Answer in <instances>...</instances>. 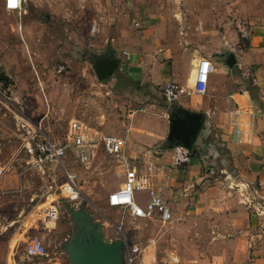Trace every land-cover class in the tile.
Here are the masks:
<instances>
[{
	"label": "rangeland",
	"instance_id": "rangeland-1",
	"mask_svg": "<svg viewBox=\"0 0 264 264\" xmlns=\"http://www.w3.org/2000/svg\"><path fill=\"white\" fill-rule=\"evenodd\" d=\"M212 2L219 13L213 25L217 32L227 30L235 58L243 57L249 47H264V41L258 45L241 41L238 33L242 22L250 24L254 35L264 32V0ZM129 7V0H23L21 9L11 12L0 0V73L8 75L0 80V162L4 165L0 178V264H34L24 256L23 246L30 234L43 236L51 249H61L57 255L62 264H70L65 247L79 230L69 207L85 210L106 242L118 239L116 224L120 221L128 240L145 244L147 238H154V244L144 252L146 264H208L207 260L193 259V253L208 244L183 243L192 229L177 228L176 217L166 223L139 220L125 208L108 204L109 191L124 180L121 157L129 159L128 142L120 158L98 148L90 167L67 152L62 162L77 174L81 190L76 204L60 195L59 184L65 179L61 164L38 165L23 142L27 130L36 125L41 134L62 139L72 120L85 126L87 134L91 131L88 128L98 125L104 128L99 129L103 133L118 134L114 129L124 118L119 113L140 109L128 104L131 89L118 69L123 51L128 52L121 48L127 36L124 30L143 28L134 27ZM175 20L178 32L182 24ZM263 52L250 53L247 78L260 65L257 60L264 57ZM114 58L118 65L107 73L102 63ZM146 199L145 192L137 194L140 204ZM259 201L255 202L258 211L252 206L250 210L256 216V229L264 233V196ZM50 204L57 207L58 219L47 230L40 217Z\"/></svg>",
	"mask_w": 264,
	"mask_h": 264
},
{
	"label": "crops",
	"instance_id": "crops-1",
	"mask_svg": "<svg viewBox=\"0 0 264 264\" xmlns=\"http://www.w3.org/2000/svg\"><path fill=\"white\" fill-rule=\"evenodd\" d=\"M129 4L132 23L138 21L143 28L124 30L127 36L121 48L128 50L129 59L117 65L131 89L128 104L140 109L119 113L124 118L114 131L128 142L130 164L150 178L171 207L177 228L192 229L182 242L208 244L197 249L193 259L208 264H264V233L256 229V216L243 197L246 186L264 172V57L257 60L260 65L253 76L246 77L250 53L264 47H249L243 57L235 58L227 30L217 32L213 25L219 13L212 0H129ZM175 19L182 24L178 32ZM240 40L258 45L264 32L252 31L248 39ZM204 56L215 69L200 94L193 82ZM236 66L244 71L238 72ZM168 80L182 89L170 105L161 93ZM190 116L199 117L192 154L188 163L175 167L171 159L178 141L168 135L182 119L188 126L197 123ZM88 129L92 138L104 130L99 125Z\"/></svg>",
	"mask_w": 264,
	"mask_h": 264
},
{
	"label": "built area",
	"instance_id": "built-area-1",
	"mask_svg": "<svg viewBox=\"0 0 264 264\" xmlns=\"http://www.w3.org/2000/svg\"><path fill=\"white\" fill-rule=\"evenodd\" d=\"M22 2L23 0H3V6L6 11L15 12L21 9ZM133 24L137 28L141 27L138 21H134ZM238 33L241 39H248L252 33L250 24L240 23ZM123 55L124 60L129 59L127 51L124 50ZM214 69V63L209 57L204 56L200 59L193 82L195 92L205 93L208 76ZM181 91L180 85L173 80L165 81L162 84L161 93L168 105L173 104L178 99ZM24 122L27 124L26 120ZM25 124H22V126ZM32 128V131L27 130V135L23 141L26 142V150L38 165L61 164L65 179L59 184L58 189L61 197L74 204L79 201L81 190L78 185L77 174L69 170L62 162V158L67 152H73L77 162L90 167L96 158L98 148L101 147L109 155L120 158L119 156H123L126 144L122 136L114 133L96 132V136L92 138L86 133V127L76 120L69 123V132L62 139H53L41 134L37 125ZM191 154V148L176 143L173 147L171 165L178 167L188 163ZM121 158L124 180L118 188L108 194V204L113 207L125 208L134 219L157 220L161 223L171 222L173 219L172 209L154 188L150 178L147 175L139 174L132 167L127 157ZM3 172L4 165L0 162V178L3 176ZM246 190L243 195L245 203L258 211L255 202L258 204L259 199L264 196V172L252 184H248ZM138 192L146 193L147 199L144 204L138 202ZM57 219L58 209L55 205L50 204L43 209L40 220L44 229L50 230ZM122 227V221L116 224V229L120 234L118 239L122 241L121 256L123 264H144V252L147 247L154 244L155 239L149 237L145 244L140 241H130L122 233ZM23 248L25 258L31 260L34 264H62L60 257L57 255L61 254V249H51L46 244L43 236L30 234L26 238Z\"/></svg>",
	"mask_w": 264,
	"mask_h": 264
},
{
	"label": "water",
	"instance_id": "water-1",
	"mask_svg": "<svg viewBox=\"0 0 264 264\" xmlns=\"http://www.w3.org/2000/svg\"><path fill=\"white\" fill-rule=\"evenodd\" d=\"M117 64L118 59L114 58L107 63H102V68L108 73ZM7 78V74L0 73V80ZM188 119L196 120L197 123L188 126L182 119L181 123L171 127L168 139H176L178 143L190 148L191 141L195 138L199 128V117L190 116ZM68 209L79 230V234L77 236L74 234L65 247L70 264H123L122 241L120 239L111 242L104 241L98 225L92 222L85 210H72L70 207Z\"/></svg>",
	"mask_w": 264,
	"mask_h": 264
}]
</instances>
